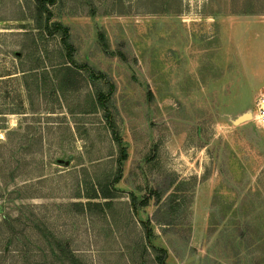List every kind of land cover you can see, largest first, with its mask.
Here are the masks:
<instances>
[{
	"label": "rangeland",
	"instance_id": "rangeland-1",
	"mask_svg": "<svg viewBox=\"0 0 264 264\" xmlns=\"http://www.w3.org/2000/svg\"><path fill=\"white\" fill-rule=\"evenodd\" d=\"M48 5L74 74L0 0V264H264V0Z\"/></svg>",
	"mask_w": 264,
	"mask_h": 264
},
{
	"label": "trees",
	"instance_id": "trees-1",
	"mask_svg": "<svg viewBox=\"0 0 264 264\" xmlns=\"http://www.w3.org/2000/svg\"><path fill=\"white\" fill-rule=\"evenodd\" d=\"M52 0H35V11L34 15L31 17L33 22L37 25V28L42 31V34H48L49 36H53L56 32L62 33V42L60 49V56L63 58L62 62H58V65H61V70L65 71V75L74 74V68L72 65L76 64L73 53L74 47L69 41V33L68 28L63 26L59 22L49 24V20L51 18L52 13L49 10V5ZM104 35H102V39ZM33 43H36L38 47L37 39L33 38ZM41 64V63H40ZM37 67V65H35ZM40 66V65H38ZM32 68H35L34 66ZM66 78L62 80L65 82ZM4 112H0L2 114Z\"/></svg>",
	"mask_w": 264,
	"mask_h": 264
},
{
	"label": "built area",
	"instance_id": "built-area-1",
	"mask_svg": "<svg viewBox=\"0 0 264 264\" xmlns=\"http://www.w3.org/2000/svg\"><path fill=\"white\" fill-rule=\"evenodd\" d=\"M254 117H256L262 124H264V94L258 99L257 110Z\"/></svg>",
	"mask_w": 264,
	"mask_h": 264
},
{
	"label": "bare ground",
	"instance_id": "bare-ground-1",
	"mask_svg": "<svg viewBox=\"0 0 264 264\" xmlns=\"http://www.w3.org/2000/svg\"><path fill=\"white\" fill-rule=\"evenodd\" d=\"M250 115L249 114H246L245 116L241 117L240 120H243V119H246V118H249Z\"/></svg>",
	"mask_w": 264,
	"mask_h": 264
},
{
	"label": "water",
	"instance_id": "water-1",
	"mask_svg": "<svg viewBox=\"0 0 264 264\" xmlns=\"http://www.w3.org/2000/svg\"><path fill=\"white\" fill-rule=\"evenodd\" d=\"M245 116V115H244Z\"/></svg>",
	"mask_w": 264,
	"mask_h": 264
}]
</instances>
